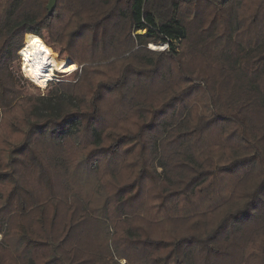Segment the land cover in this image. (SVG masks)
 <instances>
[{"label":"trees","instance_id":"1","mask_svg":"<svg viewBox=\"0 0 264 264\" xmlns=\"http://www.w3.org/2000/svg\"><path fill=\"white\" fill-rule=\"evenodd\" d=\"M47 3L0 0V264H264V0Z\"/></svg>","mask_w":264,"mask_h":264},{"label":"bare ground","instance_id":"2","mask_svg":"<svg viewBox=\"0 0 264 264\" xmlns=\"http://www.w3.org/2000/svg\"><path fill=\"white\" fill-rule=\"evenodd\" d=\"M19 55L22 58L21 68L25 79L42 89L55 77V73L69 74L77 68L72 62L55 61L50 49L39 37L33 35L25 37Z\"/></svg>","mask_w":264,"mask_h":264},{"label":"rangeland","instance_id":"3","mask_svg":"<svg viewBox=\"0 0 264 264\" xmlns=\"http://www.w3.org/2000/svg\"><path fill=\"white\" fill-rule=\"evenodd\" d=\"M25 38V37H24ZM41 39V38H40ZM46 45H49L51 48L60 51L61 53V58L63 60H67L66 59V54L59 48L54 47L53 45L50 44V42L48 41L47 37L45 36V38L41 39ZM23 45H24V39H23ZM150 45L148 48H150L151 50H155V51H163L164 50V45H156L154 46L155 48H153V46ZM20 52L19 51L17 53V57L18 59H16V61L13 63L12 65V70L14 72V78H15V82L18 85L19 90L22 92V94L26 97H43V96H47V93L50 91V89L54 88L55 85L57 84H61V83H69V82H73V78H74V74L76 73L77 70V65H76V70L74 73L70 74H61V73H55V77L52 78V81H50L48 83V85L45 88H38L36 87L34 84H32L29 80L25 79L23 72H22V68H21V60L22 58L20 57ZM79 72V71H78ZM121 264H125V262H121Z\"/></svg>","mask_w":264,"mask_h":264},{"label":"water","instance_id":"4","mask_svg":"<svg viewBox=\"0 0 264 264\" xmlns=\"http://www.w3.org/2000/svg\"><path fill=\"white\" fill-rule=\"evenodd\" d=\"M55 6H56V0H48V3L46 5L48 15H50L54 11Z\"/></svg>","mask_w":264,"mask_h":264},{"label":"built area","instance_id":"5","mask_svg":"<svg viewBox=\"0 0 264 264\" xmlns=\"http://www.w3.org/2000/svg\"><path fill=\"white\" fill-rule=\"evenodd\" d=\"M163 48H165V46Z\"/></svg>","mask_w":264,"mask_h":264},{"label":"clouds","instance_id":"6","mask_svg":"<svg viewBox=\"0 0 264 264\" xmlns=\"http://www.w3.org/2000/svg\"><path fill=\"white\" fill-rule=\"evenodd\" d=\"M52 81V80H51Z\"/></svg>","mask_w":264,"mask_h":264}]
</instances>
